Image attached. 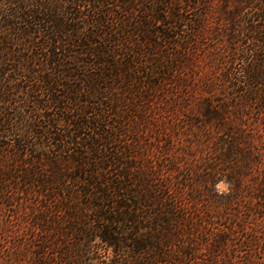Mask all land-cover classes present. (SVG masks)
Instances as JSON below:
<instances>
[{
	"label": "trees",
	"instance_id": "16d2710c",
	"mask_svg": "<svg viewBox=\"0 0 264 264\" xmlns=\"http://www.w3.org/2000/svg\"><path fill=\"white\" fill-rule=\"evenodd\" d=\"M212 1L0 0V264H264V0L203 75Z\"/></svg>",
	"mask_w": 264,
	"mask_h": 264
},
{
	"label": "rangeland",
	"instance_id": "374dc122",
	"mask_svg": "<svg viewBox=\"0 0 264 264\" xmlns=\"http://www.w3.org/2000/svg\"><path fill=\"white\" fill-rule=\"evenodd\" d=\"M225 0H213L212 1V12L211 14L208 15V20H207V24H206V28L209 29V31H205V39L207 40L206 44L201 43V45L199 46L200 50L198 52V54H200L198 61V64L200 65L199 67L197 66L196 71L200 70L202 68V74L205 75V73H207L208 75H210L211 70H210V66H208V61L212 58L211 54L208 52V49H206V45H208L210 43V41H208L210 38V36L214 35L216 33V39L219 40L220 37L218 36V33L220 32V34L222 32H228L230 30L228 24L222 23L221 24V16H223V14L225 12H228L230 10V4H225ZM227 5V6H226ZM221 24V25H220ZM222 31V32H221ZM223 35V34H221ZM215 40V39H213ZM224 43V42H223ZM222 43V44H223ZM219 44V42H218ZM201 75V73H200ZM216 188L218 189V191L220 192H227L228 190V186L225 182H219L216 186ZM237 239H240V242L244 239L242 236L239 237H234L233 242L235 243L237 241ZM239 245V244H238ZM235 249V248H234Z\"/></svg>",
	"mask_w": 264,
	"mask_h": 264
}]
</instances>
